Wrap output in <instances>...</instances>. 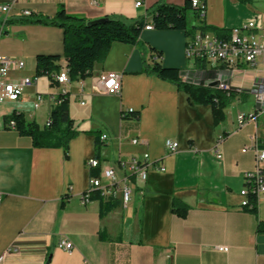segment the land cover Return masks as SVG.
<instances>
[{
    "label": "crops",
    "instance_id": "1",
    "mask_svg": "<svg viewBox=\"0 0 264 264\" xmlns=\"http://www.w3.org/2000/svg\"><path fill=\"white\" fill-rule=\"evenodd\" d=\"M201 1L206 7L202 24L213 34L224 30L228 35L256 16L264 25V0ZM161 2L183 5L185 0H0L11 7L0 54L25 62L12 69L10 80L35 78L38 55L59 54L61 66L66 62L63 30L20 22L24 10L53 17L63 5L86 20L111 17L129 23L149 16ZM141 41L114 42L85 78L60 85L47 75L36 77L20 99L0 102V264H264V233L258 232L264 201L253 213L242 206L240 194L246 174L257 164L254 151L243 149L256 138L264 148V111L243 127L237 122L239 113L259 109L251 90L256 80H264V54L255 65L243 64L227 74L223 66L212 69L189 61L184 31L145 29ZM150 46L162 51L165 66L193 71L199 85L225 93L230 98L225 120L216 125L211 105L194 104L176 85L143 72ZM103 72L121 74L119 93L104 91ZM212 74L229 77L232 88L204 85ZM63 92L79 131L68 155L63 148L34 147L30 137L7 126L17 111L45 127ZM38 94L44 101L35 108ZM129 108L139 117H123ZM93 131L108 135L99 153L103 165L148 152L156 167H165L151 168L145 183L132 177L131 201L104 217L99 200L85 203L82 198L94 175L87 160L97 158ZM134 137L147 143L133 144ZM167 139L179 143L177 151L166 150ZM217 144L221 158L214 153ZM175 199L190 207L185 217L173 211ZM62 239L71 241L73 249L59 248Z\"/></svg>",
    "mask_w": 264,
    "mask_h": 264
},
{
    "label": "trees",
    "instance_id": "2",
    "mask_svg": "<svg viewBox=\"0 0 264 264\" xmlns=\"http://www.w3.org/2000/svg\"><path fill=\"white\" fill-rule=\"evenodd\" d=\"M191 15L193 20L190 22L189 16ZM198 20L201 21V24L204 22V18L200 17L199 8L193 6L191 0H185L183 5L161 2L150 12L149 16L129 23L111 17H105L99 21L86 20L82 16L69 13L63 5L59 6L53 17L33 13L31 18L26 17L19 21L57 26L63 30V57L69 69L70 80H74L90 75L94 65L105 58L114 42L141 45V34L149 24H152L153 28L157 30L184 31L188 40L195 35L197 29L208 28L204 24L198 25L196 23ZM221 37H228L224 30H221ZM149 53L150 56L143 67V72L176 85L178 90L189 94L191 102L194 104L211 105L216 125L225 120L224 108L230 101L225 93L209 86L199 85L193 71L165 66L161 60L162 51L150 46ZM61 60L62 56L59 54L38 55L35 76L47 75L52 78L54 84L57 83L53 79V75L60 70ZM129 116L138 118L139 114L134 111L126 115L125 118ZM11 119L16 121L15 130L20 135L30 137L34 147L63 148L66 155H68L70 140L79 133L75 128V121L69 113L67 93H60L56 97L48 119V126L45 125L41 128L35 121L27 120L21 112L17 111L7 119V124ZM93 133L96 134V157L99 159L100 150L105 142L100 140L98 131H93ZM92 174L97 175L98 171L93 169ZM91 199L100 201L101 217L121 204L120 200H104L96 191L92 193ZM249 200L255 205L252 208H246V210L258 213L255 197L251 195ZM189 208L187 204L176 199L173 203V211L182 217L187 215ZM258 232L264 233V221L259 223ZM101 237L104 238V235L101 234Z\"/></svg>",
    "mask_w": 264,
    "mask_h": 264
},
{
    "label": "built area",
    "instance_id": "3",
    "mask_svg": "<svg viewBox=\"0 0 264 264\" xmlns=\"http://www.w3.org/2000/svg\"><path fill=\"white\" fill-rule=\"evenodd\" d=\"M141 1L136 3L140 6ZM196 7L199 8L201 18L205 17L206 7L201 0H196ZM11 7L9 4L0 3V38L5 34V23L9 18ZM34 12L24 10L22 16L31 17ZM153 25L149 24L146 29H152ZM186 57L189 61L200 63V65L210 66L214 69L217 66L225 67L227 74H234L243 64L253 66L257 62L258 56L264 54V25L259 16L250 19L246 24L231 28L228 37H221L209 32L206 29H197L195 35L187 40ZM25 62L21 59L10 58L0 54V102L15 101L21 98L25 88L33 86L36 77H24L18 81L10 80V74L14 67L22 68ZM217 75V74H216ZM215 74L208 76L204 85L216 84L222 90L228 91L232 88L228 78H219ZM122 76L116 72H103L99 76V81L107 93H119L122 86ZM53 79L60 85L69 82V69L66 64L62 65L60 70L53 75ZM64 93V92H63ZM251 93L255 96L259 109L256 112L239 113L237 122L239 127L245 126L249 121L257 118L258 112L264 111V80H256L254 82ZM44 101V95L38 94L34 107L38 108ZM56 102V98H55ZM134 112L133 108L123 111V117ZM49 125V120L46 126ZM11 129H16V121L9 120L7 124ZM108 135L102 133L100 140L106 142ZM222 138H220L221 141ZM133 144H146L147 142L141 138L134 137ZM165 148L168 152L173 153L179 148V143L172 139L165 141ZM252 149L256 154L257 164L254 170L246 174V185H250V194H243V188L240 194L243 197L251 195L256 199V206L262 200L264 201V148L258 138L254 142L245 147L243 152ZM214 153L218 158L222 154L217 146ZM155 160H152L148 152L141 157L133 156L131 158H118L114 165H103V161L98 158H90L87 160V166L97 170V175H91L89 187L83 193V202L91 201L93 192H98L104 200H120L127 205L132 199V177L145 183L149 176V170L155 166ZM157 169L164 171L165 167L160 165ZM254 204L243 205L244 208H252ZM58 247L64 250H72L73 243L67 239H62L58 243ZM220 251H228L226 246H217ZM3 257H1V260Z\"/></svg>",
    "mask_w": 264,
    "mask_h": 264
},
{
    "label": "bare ground",
    "instance_id": "4",
    "mask_svg": "<svg viewBox=\"0 0 264 264\" xmlns=\"http://www.w3.org/2000/svg\"><path fill=\"white\" fill-rule=\"evenodd\" d=\"M193 3V6H196V0H191ZM243 194H250V185H246L245 188H243ZM243 205H249V197H243Z\"/></svg>",
    "mask_w": 264,
    "mask_h": 264
},
{
    "label": "rangeland",
    "instance_id": "5",
    "mask_svg": "<svg viewBox=\"0 0 264 264\" xmlns=\"http://www.w3.org/2000/svg\"><path fill=\"white\" fill-rule=\"evenodd\" d=\"M263 8H264V6H263ZM189 20H190V22L193 20V19H192V15H191V16H189ZM200 22H201V21H199V20H198V21H196V23H197L198 25H199V24H201ZM248 99H249V102H250V103H252V102H253V99H254V97H253L252 95H249V96H248ZM243 107L245 108V106H244V105H243ZM246 107H247V106H246Z\"/></svg>",
    "mask_w": 264,
    "mask_h": 264
},
{
    "label": "water",
    "instance_id": "6",
    "mask_svg": "<svg viewBox=\"0 0 264 264\" xmlns=\"http://www.w3.org/2000/svg\"><path fill=\"white\" fill-rule=\"evenodd\" d=\"M103 19V18H102ZM99 20H101V19H98V20H93V21H99ZM46 264H48V263H46Z\"/></svg>",
    "mask_w": 264,
    "mask_h": 264
}]
</instances>
